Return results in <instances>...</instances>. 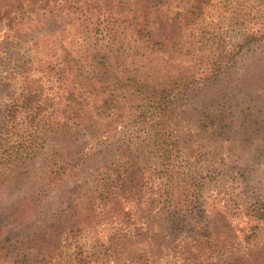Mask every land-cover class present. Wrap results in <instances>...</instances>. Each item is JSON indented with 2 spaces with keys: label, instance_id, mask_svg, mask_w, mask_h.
Here are the masks:
<instances>
[{
  "label": "rangeland",
  "instance_id": "1",
  "mask_svg": "<svg viewBox=\"0 0 264 264\" xmlns=\"http://www.w3.org/2000/svg\"><path fill=\"white\" fill-rule=\"evenodd\" d=\"M146 1H2L11 12L0 20V264H264V128L248 141L241 131L222 138L189 102L177 104L156 152L148 131L158 111L130 99L143 73L128 81L132 57L118 61L115 51ZM195 4L169 0L154 26L166 34L179 12L180 33L158 36L165 49L147 55L162 68L158 56L169 58L170 74L172 64L188 69L201 88L225 62L198 108L255 90L238 84L255 66L264 97V0ZM28 94L36 98L26 109ZM129 157L147 182L138 204L91 200L98 179ZM169 206H178V228Z\"/></svg>",
  "mask_w": 264,
  "mask_h": 264
},
{
  "label": "trees",
  "instance_id": "2",
  "mask_svg": "<svg viewBox=\"0 0 264 264\" xmlns=\"http://www.w3.org/2000/svg\"><path fill=\"white\" fill-rule=\"evenodd\" d=\"M2 1L3 0H0V20L6 17L7 14L10 16L9 13L11 12V3L8 2L6 4L8 8H2L1 5L4 4ZM195 2V6H192L191 9L197 8L201 2L206 3L207 0H195ZM136 4H138V1L135 2V5ZM166 5H169V0H147L144 14L140 18L143 21L134 25L135 34H132V36L125 34V41H127L129 47L125 49L127 43H124L125 41L123 38L122 42L119 43L120 47L115 50L119 59L118 61H121L120 59L125 61L128 56L132 57L130 68L127 70L128 73L126 74V79L128 81L133 82L140 73H143V79L134 82L132 86L133 93H131L130 99L133 97L146 99L150 101L149 104L158 111L155 118L156 120L148 131V136L154 140L156 152L164 148L166 140L169 137L170 132L167 128H164V126L170 121L174 108L177 104L188 102L190 103L188 105L190 111L197 112L196 114L202 127L207 128L212 126L211 128L214 130L213 133L222 138L233 137L238 131H241L243 140L248 141L259 129L264 128V97L258 94V86L262 85L263 82V75L262 72H260L261 67H250L241 74L242 78H240L238 84L246 85L255 83L256 85V89L252 90L249 94L242 96L238 101L227 99L219 103L205 104L198 108L196 102L200 99V94L210 89V86L221 77V73H225L227 68L225 62L220 61L215 63L206 76L211 78L209 81L210 84L207 87L205 86V88H201L195 80L190 82L191 73L188 69L181 67L179 64H172L178 74H170L168 71L169 67H167V65H169V58L158 56L165 64L164 68L155 64L154 59L150 55H147L146 50L149 49L150 52L163 51L165 49L163 47L166 46V41L165 39H158V36L161 35L162 37L165 36V38H168L174 37V31H176L177 34L180 33V22L177 21L179 12H177V15L173 16V20L169 23L172 27L169 28L166 34L162 31L163 28L161 24H157V27L154 26L155 22L159 20L162 21L165 16L164 10ZM16 7H21V3H18ZM137 12H140V10L136 9L135 13ZM182 13L184 12L181 11V14ZM7 21L8 23L10 21V23L14 24L16 17L11 16ZM187 23L188 20L185 24ZM139 41H143L144 46H142ZM131 48H133L135 52L134 56L128 53ZM139 48H141L142 52H140ZM198 49L203 52L201 56L205 57L207 53H204L202 43L199 44ZM209 52H213V50L209 49ZM139 53H141V55ZM137 55L141 56L140 60H135ZM92 57L97 59L96 54H92ZM98 64L100 67L103 66L101 62H98ZM88 77L90 76H86V78ZM35 98V95H26L23 102L26 109L32 108V103ZM12 116L13 114H11V117ZM0 127H2L1 123ZM0 140H2L1 137ZM124 153L126 152L122 154ZM130 155L132 154L130 153ZM18 161H20V158H18ZM137 167L138 164H135L133 159L129 157L124 161V164H120L118 168H115V175L113 177L102 176L99 178V184L95 187L91 200L94 199V201H97L103 206L109 204L110 201L112 204H118L124 200L129 202L135 201L134 204H138L142 194L145 193L147 182L145 177L140 174V169ZM5 181L6 180H4V182ZM185 192L186 194L184 196L186 199L187 197H192L189 195L188 190H185ZM173 208L175 209L174 211L169 206L167 211H169L171 215L172 225L174 228H178L181 216L177 214L176 208H178V206H174ZM151 236H157V234H151Z\"/></svg>",
  "mask_w": 264,
  "mask_h": 264
}]
</instances>
